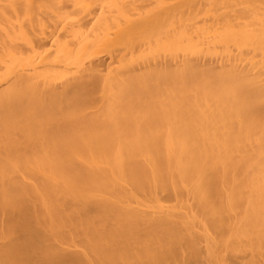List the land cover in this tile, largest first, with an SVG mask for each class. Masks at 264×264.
I'll return each instance as SVG.
<instances>
[{
  "label": "bare ground",
  "instance_id": "1",
  "mask_svg": "<svg viewBox=\"0 0 264 264\" xmlns=\"http://www.w3.org/2000/svg\"><path fill=\"white\" fill-rule=\"evenodd\" d=\"M0 264H264V0H0Z\"/></svg>",
  "mask_w": 264,
  "mask_h": 264
}]
</instances>
